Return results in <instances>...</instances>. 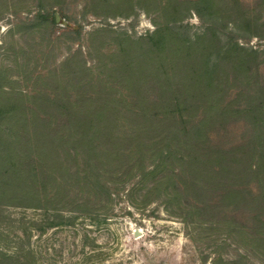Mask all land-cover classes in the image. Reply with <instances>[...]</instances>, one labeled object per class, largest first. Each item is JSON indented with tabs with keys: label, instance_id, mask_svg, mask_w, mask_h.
<instances>
[{
	"label": "rangeland",
	"instance_id": "1",
	"mask_svg": "<svg viewBox=\"0 0 264 264\" xmlns=\"http://www.w3.org/2000/svg\"><path fill=\"white\" fill-rule=\"evenodd\" d=\"M162 28L172 41L156 50ZM39 172L69 183L63 210L96 181L113 193L92 205L100 223L44 235L42 212L0 214L4 250L30 239L41 264H264V0H0V184L36 187Z\"/></svg>",
	"mask_w": 264,
	"mask_h": 264
},
{
	"label": "trees",
	"instance_id": "2",
	"mask_svg": "<svg viewBox=\"0 0 264 264\" xmlns=\"http://www.w3.org/2000/svg\"><path fill=\"white\" fill-rule=\"evenodd\" d=\"M203 1V0H201ZM199 2V1H198ZM168 5H171V3H168ZM164 9V8H163ZM167 13L172 12L173 7L168 6L164 9ZM188 10V9H187ZM196 16L198 18H201L202 15L200 14L199 10L194 7L192 9ZM189 11V10H188ZM191 11V9H190ZM182 20V19H179ZM168 28H162L157 29L151 37L156 38L155 39V45L154 48L156 50H165L168 45L171 44L170 39L168 36H170ZM178 30V29H174ZM171 31V30H170ZM179 34L176 33L174 36H172L173 39H177L180 41ZM184 50L189 51L192 46H189L188 43H186L185 39L180 41ZM219 55V52H214L208 57H203L202 60V70L200 72V75L204 76V81H209L212 79V76L214 72L217 69L218 61L217 57ZM60 139H63L62 137ZM46 144V142L44 141ZM47 145V144H46ZM44 151H47L46 147H42ZM42 156H44L42 154ZM5 173L7 171H4ZM43 175V172H39L36 175V187L33 184H27L22 183L15 184V183H9L4 182L0 184V214H8V211L10 209H23V210H33L36 212H42L43 215L41 217H47L44 220L39 219V216L36 217V219H33L32 227L36 229V233L44 235L46 231L44 230H67L70 228H74V225L79 220H82L86 216V218L91 219L94 223H100V216L97 213H93L95 211V208L92 207L94 203H97L96 201L99 198V195H101V191L104 192V194L111 195L113 192H105V187L101 183H96L93 185L92 189L91 186H86L85 189L88 190L89 195L86 200H84V197L82 200L80 198L78 200H68L67 203H65L66 209H60V204L62 203V199L64 197H61L60 194L70 188L69 183L62 182L61 184L55 185L53 183L52 185H49L48 187V181L51 179L50 175H45V179H43L41 182H38V176ZM54 182V181H53ZM24 186V187H23ZM98 189L99 191H94V189ZM94 191V193H93ZM7 198H11L10 201ZM93 198V202H90V199ZM80 200V201H79ZM67 206H70V210L67 209ZM93 211V212H92ZM7 222V219L5 216L0 215V226L2 224H5ZM76 234V233H75ZM30 240V239H29ZM28 240L27 244H24L21 240L17 242V246L13 248V250L8 249L4 250L2 247H0V264H23V262L31 261L34 263L37 261V264H41L42 258H37L36 254L39 253L36 249H33V246L31 245V242ZM55 246V245H54ZM55 248V247H54ZM60 251L64 249L63 245H59ZM88 256V254H85ZM38 256V254H37ZM88 257H91L89 255Z\"/></svg>",
	"mask_w": 264,
	"mask_h": 264
}]
</instances>
